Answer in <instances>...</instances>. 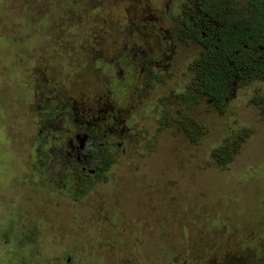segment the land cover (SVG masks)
I'll return each instance as SVG.
<instances>
[{
  "label": "rangeland",
  "instance_id": "obj_1",
  "mask_svg": "<svg viewBox=\"0 0 264 264\" xmlns=\"http://www.w3.org/2000/svg\"><path fill=\"white\" fill-rule=\"evenodd\" d=\"M192 9L0 0V264H264V76L238 70L220 108L201 98L175 117L160 101L194 75L200 46L177 35ZM111 104L125 130L104 175L75 198L57 173L41 178L35 150L67 155L75 132L47 113L68 105L79 120ZM243 131L219 164L212 150Z\"/></svg>",
  "mask_w": 264,
  "mask_h": 264
},
{
  "label": "trees",
  "instance_id": "obj_2",
  "mask_svg": "<svg viewBox=\"0 0 264 264\" xmlns=\"http://www.w3.org/2000/svg\"><path fill=\"white\" fill-rule=\"evenodd\" d=\"M183 13L186 14L184 16H187V19L180 21L181 26L177 29L178 38L197 43L200 49L191 63L194 75L185 91L173 95L172 99L167 97L160 99L169 102V107L163 109L166 112L169 109L175 117H182L181 109L197 103L201 98L213 102L217 108H220L228 95L229 84L235 76L242 77L244 74L251 78L264 76V51L261 49L264 45V0H194V9L189 12L183 10ZM214 22H220L219 29L217 23L214 24V28L211 27ZM160 62V67L164 69L166 59ZM240 69L245 70L243 75H237L236 72ZM147 71L150 77L157 76L151 73L154 72L151 68ZM163 103L166 106L164 101ZM114 108L111 104L108 107L102 106L98 110L93 109V113L86 119L79 120L75 118L76 115H71L73 111L68 105L47 113V117L43 119L46 123H49L53 116H58L59 112H62L63 118H67L68 114L73 126L96 123L94 131L83 127L81 129L92 136L94 142L92 155H96L100 160L91 164V170L86 173L77 164L65 166L63 162L53 161L52 158L56 155L45 156L39 147L35 150L38 175L41 178L46 177V173L51 170L60 175L61 181L66 183L63 188L73 192V198L76 194H84L88 186L93 185L96 178L103 176L114 163L120 139L124 137L123 134L119 136L118 129L125 130V119L117 120L112 113ZM50 126L44 135L48 136L50 141H56L57 137H54L56 131ZM41 135L43 132L37 136L38 140L45 145L46 141L43 140L45 137L41 139ZM246 135L244 131L236 134L231 146L227 144L219 146L212 150L211 156L221 165L227 163L231 158L230 153L236 151L238 143ZM188 136L191 140H195V136L191 133Z\"/></svg>",
  "mask_w": 264,
  "mask_h": 264
},
{
  "label": "flooded vegetation",
  "instance_id": "obj_3",
  "mask_svg": "<svg viewBox=\"0 0 264 264\" xmlns=\"http://www.w3.org/2000/svg\"><path fill=\"white\" fill-rule=\"evenodd\" d=\"M215 23H217V22H214L213 24H211L212 28H214ZM217 24H218L217 29H219L221 26L220 22H218ZM158 62H160V60H155L156 64ZM96 125H97L96 123H90V124L86 123L83 126L82 125L73 126L75 128V132L72 135L73 138H72V140L68 139V142L66 141L67 143L65 145V146H68L67 152L69 154L61 155V156H55L54 158H52V160L55 162H63L65 164V166L69 165V164H72V165L77 164L80 169H83V170H85L86 173H88L87 171L91 170L90 165L97 163L100 159L96 155H92V150L94 148V145H93L94 142L91 138L92 136L88 132H85L86 130L83 131V128L87 129V130L89 129L90 131H94ZM50 127H52V126H50ZM81 127H83V128L81 129ZM53 129L55 130L56 128L54 127ZM80 136H81V138L78 139V137H80ZM78 140L81 143L79 145H75ZM63 158H66V160L63 161ZM52 182L53 181H51L50 184H52ZM59 184L61 187H64V188L66 186V183L62 182L61 179H60Z\"/></svg>",
  "mask_w": 264,
  "mask_h": 264
}]
</instances>
